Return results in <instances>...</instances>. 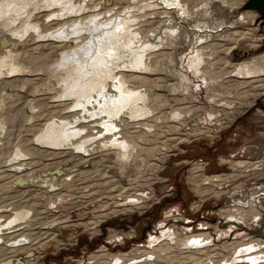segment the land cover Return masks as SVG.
Listing matches in <instances>:
<instances>
[{
	"label": "rangeland",
	"instance_id": "obj_1",
	"mask_svg": "<svg viewBox=\"0 0 264 264\" xmlns=\"http://www.w3.org/2000/svg\"><path fill=\"white\" fill-rule=\"evenodd\" d=\"M19 1L0 0V7H8L6 25L0 13V220L17 207L31 213L0 234L13 243L11 238H23L19 234L40 232L43 246L31 248L36 264H113L112 254L148 257L137 250L150 253L166 244L167 252L146 263L264 264V72L253 79L233 73L238 63L264 55V0H187L185 15L161 0ZM247 12L253 17L243 19ZM130 13L139 17L132 28L141 38L124 49L115 68L147 78L131 76L129 84L147 91L153 111L115 118L117 131L137 145L124 159L110 141L105 145L90 136L98 129L97 91H89L94 97L83 104L74 91L86 99L99 49L89 44L67 56L81 39L65 44L64 36L80 33L76 22L102 17L111 20L110 31ZM222 32L231 34L228 40ZM146 44L150 68L129 71L124 65L132 51ZM198 49L204 60L203 72L196 74L189 58ZM73 57L76 71H64ZM86 59L82 72L89 75L73 87ZM114 81L107 80L110 93L117 91ZM173 110L181 114L176 118ZM57 123L85 127L56 144L47 134ZM103 132L101 137L111 135ZM198 233L210 234L207 247L175 243L178 236ZM8 243L0 242V262L14 255L27 259L26 250H8ZM248 244L257 261L249 250L241 256Z\"/></svg>",
	"mask_w": 264,
	"mask_h": 264
},
{
	"label": "bare ground",
	"instance_id": "obj_2",
	"mask_svg": "<svg viewBox=\"0 0 264 264\" xmlns=\"http://www.w3.org/2000/svg\"><path fill=\"white\" fill-rule=\"evenodd\" d=\"M50 1H59V4L60 5H65V3L67 2L66 0H50ZM163 1V3H165V5L168 3V5L172 4V5H176V7H178L180 10H182V14H187L186 12L189 13V10H188V4H186L187 0H161ZM242 1V0H241ZM17 2V1H16ZM18 2H20L18 0ZM23 2H26L23 1ZM162 3V2H161ZM16 4V3H15ZM22 4V2H21ZM25 4V3H24ZM23 4V5H24ZM56 4V3H55ZM2 5V3H1ZM12 5V4H11ZM10 5V6H11ZM17 5V4H16ZM154 5V4H153ZM160 5V4H158ZM161 6V5H160ZM19 7V6H17ZM15 7V8H17ZM25 7V6H24ZM6 9H8L7 6L5 5H2V7H0V13L2 14V19H1V22L5 23L6 25V21L7 19H5V16H3L6 12ZM14 10V9H13ZM16 10V9H15ZM18 10V9H17ZM20 10V9H19ZM23 10V9H22ZM8 11V10H7ZM208 11V10H207ZM22 12V11H21ZM110 12V11H109ZM185 12V13H184ZM19 13V12H18ZM1 14H0V17H1ZM101 13L98 12V14L94 15L95 17L97 15H100ZM11 15V14H10ZM105 15V14H104ZM245 15H248L249 17H253V14L251 12H247L245 14H243V19L245 17ZM18 16V15H17ZM20 16V15H19ZM138 15H136L135 13H130V14H127L126 16L124 17H121L119 18L117 21H118V24L116 23V25H114L115 27L110 31L108 30V28L110 27L109 24L111 23V20L106 17H102V18H99V19H95L92 21V19H90L88 22H85V21H78L76 23H78L80 26L78 28H74V30L77 32H80L79 34L77 33L76 36H73V37H69V35L72 34V31H66V34H65V41L64 43H70V44H73V42L75 40H79L81 39V43L76 46V43H75V47L70 49L68 51V55H71L73 54L71 51L74 50L76 51L77 53L79 52H84L87 47H89V44H93V47L95 48L96 46L98 47L99 51H98V54L101 56V59L99 60V62H95V64H93V66H95L94 69L95 70V73H92V77L90 79V87L88 89V92L86 93V99H82L79 92L76 91V89L74 90L75 93L78 94V97L79 99H77V103L78 104H83L84 101H89L91 102L92 101V98L94 97V94L96 91H97V96L98 97L95 102H96V108L97 110H93V113L94 115H96L94 119H96V125L93 126L94 128L98 127V129L96 130V132L92 135H90L92 137V139H102L100 140L99 143L101 144H107L109 143V141L111 142V144L114 146V150L115 152L117 153L118 155V158L119 157H129L130 156V153L132 150L135 149V147L137 146L136 143L134 142V140H130L128 139L126 136H124L122 133H120V131H117V127H118V123L116 122L117 120L115 119L116 117L119 118L120 115H122L123 112L125 113H128L129 114V117L132 119L133 118H140V116H146V115H149V113H151L153 111V108L150 106V103L151 101H153L152 99L150 100L149 99V96L148 94H146L147 91H144L143 90H136L134 89L133 87H130V84L129 82L131 81L130 80V77L132 76L133 78H141L143 81H146L147 78L146 77H143V76H139V75H135V73H132V75H129L126 72V67H124L126 70H121L119 72L116 71V68L115 66L118 63V61L123 57V53H126L124 52L125 48H131V47H134L132 46V43L134 44L133 41H136L138 39V30H133V26L135 27L136 25H132L133 22H136V20L139 19V17L137 18ZM93 17V16H91ZM247 17V16H246ZM16 18V17H14ZM13 18V19H14ZM112 18V17H111ZM10 19V18H9ZM113 19V18H112ZM11 20V19H10ZM91 22H93L92 24H90ZM114 22V21H113ZM70 23V22H69ZM138 23V22H137ZM205 23V22H204ZM203 23V24H204ZM71 24V23H70ZM75 23L73 22L72 25H74ZM114 24V23H113ZM135 24V23H133ZM4 25V26H5ZM199 25V23H198ZM197 25V26H198ZM223 25V24H222ZM221 25V26H222ZM19 26V25H18ZM30 26V25H29ZM69 26V25H68ZM106 26V27H105ZM196 26V27H197ZM17 27V26H16ZM20 27V26H19ZM195 27V26H194ZM224 27V26H223ZM111 28V27H110ZM136 28V27H135ZM14 29V28H13ZM17 28H15L16 30ZM28 29V28H27ZM199 29V28H198ZM176 30L175 32H178L177 30L178 29H174ZM14 31V30H13ZM35 32V31H34ZM206 32V31H205ZM235 34H239V31H233ZM27 33V32H26ZM241 33V32H240ZM96 34L99 36L98 39H99V42L98 43H95V36ZM207 34V33H206ZM104 35V36H103ZM231 34H224V32H222V39H227L228 40V37L230 36ZM234 35V34H233ZM137 36V38H136ZM236 36V35H235ZM241 36V35H240ZM204 37H207V35H205ZM203 37V38H204ZM136 38V40H135ZM141 38V37H140ZM89 39V41H87ZM231 39V38H229ZM139 40V39H138ZM137 40V42H139ZM206 41V40H205ZM136 42V43H137ZM99 44V46L97 45ZM69 45V44H68ZM151 45V44H150ZM149 45V46H150ZM223 45V44H222ZM92 46V45H91ZM137 46V45H136ZM141 46V45H140ZM148 45H144V47L140 48V49H137V50H133L132 51V58H129V64H125L124 66H127L128 68H130L129 71L133 70L134 68H137V69H149L150 66H148L146 63H145V60H144V57L146 56L145 55V51L146 49L149 47H147ZM138 47V46H137ZM223 47V46H222ZM224 48V47H223ZM227 48V47H226ZM97 49V50H98ZM201 49V48H200ZM198 49L197 50V53L194 54V55H191L190 58H189V63H190V68L193 70L194 73H201L203 72V70L201 69V63L203 62L204 60V53H203V49L200 50ZM81 50V51H80ZM95 50V51H97ZM132 50V49H131ZM224 50V49H223ZM10 51V50H9ZM7 50V52H9ZM227 52H229V48H227ZM4 53V52H3ZM10 53V52H9ZM65 53V52H64ZM7 54V53H6ZM5 54V55H6ZM94 54V52L90 55L92 56ZM128 54V52H127ZM79 55V54H78ZM95 55V54H94ZM93 55V56H94ZM10 56V55H9ZM12 56V55H11ZM74 56V55H72ZM89 56V58H90ZM96 56V55H95ZM126 56V55H125ZM3 57V55H2ZM8 57V56H7ZM65 57V56H64ZM71 57V56H70ZM77 57V56H76ZM148 57V55H147ZM12 58V57H11ZM79 58V56H78ZM82 58V57H81ZM4 59V58H2ZM68 59V57H67ZM91 59V58H90ZM127 59V58H125ZM7 60V59H6ZM9 60V59H8ZM7 60V62H8ZM78 59H76L75 57H73V61H71L70 63L68 62V64H64L65 68H64V71H67V72H75L74 69H76V66L78 65V62H77ZM88 60L89 59H86L84 60V65L82 67H80L79 69L81 70V73H78V77H80L79 80L78 77L76 78H73V87H76L77 85V82L81 81V84L83 83V78L84 77H88L87 74L83 73V69H86V66L88 65ZM123 60V59H122ZM22 61V60H21ZM68 61V60H67ZM97 61V60H96ZM226 61V59L224 60ZM12 62V61H11ZM122 62V61H121ZM2 64V67L4 68L5 66H3V62L1 63ZM26 64V63H25ZM90 64V63H89ZM203 64V63H202ZM205 64V63H204ZM8 65V64H7ZM6 65V66H7ZM18 65V64H17ZM16 65V66H17ZM20 65V64H19ZM235 65V64H233ZM22 66V65H21ZM119 66V65H117ZM203 66V65H202ZM232 66V65H231ZM91 67V66H90ZM236 67V68H235ZM78 68V67H77ZM118 68V67H117ZM153 68V67H152ZM235 68V71H233V73L235 72L236 75L240 76V77H247L249 76L248 78L249 79H253L255 77V75H261L263 72H264V55L261 56V57H255V58H252L251 60H248V61H243L241 63H238L237 65L234 66ZM78 69V71H79ZM4 70V69H2ZM93 70V69H91ZM1 71V69H0ZM57 71V70H56ZM116 71V72H115ZM143 71V70H142ZM55 72V71H54ZM228 72V71H227ZM226 73V72H225ZM69 74V73H68ZM71 74V73H70ZM72 75V74H71ZM87 75V76H85ZM90 75V76H91ZM65 76V75H64ZM74 76V75H73ZM72 76V77H73ZM60 77V76H59ZM71 77V78H72ZM205 77V76H204ZM62 78V77H60ZM65 78V77H63ZM90 78V77H89ZM87 79V78H86ZM108 79H113L115 80L114 81V87L116 88V92L115 93H110L109 91H107V80ZM257 79H260V78H257ZM68 80H69V77H68ZM76 80V82H75ZM204 80V79H203ZM207 80V79H206ZM259 81H262V80H259ZM65 82V80H64ZM69 81H67L68 83ZM263 82V81H262ZM69 84V83H68ZM72 84V83H71ZM264 84V83H263ZM263 84H260V85H263ZM71 86V85H70ZM88 87V86H87ZM262 88V87H261ZM264 88V87H263ZM87 89V88H86ZM65 91V90H64ZM63 91V92H64ZM89 91H92L93 93L89 92ZM81 92V91H80ZM90 93V94H89ZM259 93V92H258ZM93 94V95H92ZM6 95V94H5ZM85 95V94H84ZM2 101V99H1ZM4 101V100H3ZM76 102V101H75ZM150 102V103H149ZM90 104V103H89ZM92 104V103H91ZM83 106V105H82ZM81 106V107H82ZM94 106V105H92ZM3 107V106H2ZM2 107H0L2 109ZM86 107V106H85ZM84 108V107H83ZM87 108V107H86ZM76 110V109H75ZM126 110V111H125ZM92 111V110H91ZM88 112V110H87ZM127 114V115H128ZM181 114V112L179 110H173L172 112V115L173 116H179ZM162 115V114H161ZM121 117V116H120ZM136 118V119H137ZM143 118V117H142ZM2 119V118H1ZM50 124V123H49ZM54 124V122H53ZM59 123H57V127H60L58 133H54L55 135H53V131L54 129L55 130H58L57 127L55 126H51V127H55L53 129L52 132H48L49 134L48 135V140L51 142V143H61V141L63 140H71L74 136H77L82 130L84 131V127L85 126H78V125H70V123H66L63 125H58ZM144 124H146L144 122ZM149 125V124H148ZM49 126V125H48ZM92 127V128H93ZM93 128V129H94ZM116 128V132H114V129ZM48 129V128H47ZM47 129H46V132H47ZM120 128L118 127V130ZM51 128H49L48 131H50ZM103 130L105 131L106 130V134H107V131L110 133L108 134H111L109 137L107 135H105L104 137H101V135H103ZM44 133H45V130H44ZM82 133V132H81ZM119 133V134H118ZM43 134V133H42ZM80 135V134H79ZM46 137H44L45 139ZM76 138V137H75ZM86 139V138H85ZM110 139V140H108ZM40 140V139H39ZM47 140V139H46ZM45 140V141H46ZM48 140L46 142H48ZM93 141V140H92ZM97 141V140H96ZM64 142V141H63ZM95 142V141H94ZM93 142V143H94ZM110 144V145H111ZM107 146V147H112V146ZM95 146V145H94ZM93 146V147H94ZM104 146V145H103ZM106 147V146H105ZM102 148V147H101ZM89 149V148H88ZM91 150V149H90ZM93 150V149H92ZM125 159V158H124ZM239 163V162H238ZM246 162H241L240 164L243 165L245 164ZM198 167V166H196ZM196 172V171H195ZM195 177V175H193ZM21 177V176H20ZM200 178V177H199ZM197 178V179H199ZM205 178V177H204ZM215 178V176H214ZM222 178V177H221ZM22 179V178H21ZM195 182H197L198 180H194ZM212 181V179H211ZM19 182V181H18ZM21 182V181H20ZM209 182V181H207ZM24 183V182H23ZM198 184V182H197ZM203 191V190H202ZM207 192V191H205ZM88 195V194H87ZM84 202V201H83ZM82 205V204H81ZM139 206V205H138ZM114 210V209H113ZM113 212H116V211H113ZM30 213L31 211L27 208H20V207H17L15 208V210L13 211L12 214H10L9 216L7 215L5 221H1L0 220V231L1 229H6L4 227H7L8 229L14 227L15 225L19 224V223H22V222H26L28 221L29 219V216H30ZM112 213V212H111ZM117 213V212H116ZM118 213H119V210H118ZM3 215L0 216V218L2 217ZM230 216V215H229ZM233 216V215H232ZM231 216V217H232ZM239 219V218H238ZM82 223V222H81ZM89 223V222H88ZM92 223V222H91ZM85 225V224H84ZM89 226V224H88ZM17 229V228H16ZM15 229V230H16ZM13 230V228H12ZM14 230V231H15ZM169 231V229H166ZM9 232V231H8ZM13 232V231H12ZM163 234L167 233V231H162ZM187 233V232H185ZM194 233V232H193ZM4 234V233H3ZM3 234H0V242L1 241H6V247L7 249H12V251H17L18 249L20 248H23V250H26L25 251V257H27V259H24V257H18V255H14L12 257H10V259L8 258L6 261H4V259H2V261L0 262L1 264H36L35 263V260L37 258H34L35 256V252L33 250H31L32 247L36 246L37 248L38 247H41L43 246L42 243H44V241L40 238L41 236V233L40 232H37L36 234H34L33 232L32 233H22V234H17L18 236H22L23 238H17L14 240L11 238L12 241H14L13 243H11L9 240H10V236H5ZM16 234V233H15ZM210 234H207V233H198V234H190V235H187L185 236V238H181L178 236L177 238V241L175 243H177V245H179L180 247H183L184 246H194L193 248H196V245L198 246H201V247H207L208 243L211 242V237L209 236ZM32 236V238H31ZM112 237V236H111ZM164 237V236H163ZM166 237V235H165ZM177 237V236H176ZM33 239V240H32ZM152 239H154L152 237ZM157 239V238H156ZM32 240V242H31ZM175 240V239H174ZM17 241V243L15 242ZM192 241H199V243H191ZM260 242V241H259ZM206 244V245H205ZM32 245V246H31ZM156 245V244H155ZM251 245V244H250ZM153 246V245H152ZM166 247H167V244H166ZM164 245H161L159 247V249L157 250H154L153 252H148L146 250H137L139 251L140 253L142 254H148L149 256L146 257L147 255H140V257L138 258H131L130 257L128 258V256L126 255H123V253H116V254H112V256H110V262H114L113 264H116V262L118 261L119 264H147L146 262H152L154 260V257H157L159 254L163 253V252H167V248H166ZM169 248V246H168ZM200 248V247H199ZM212 248V247H211ZM254 246L252 244V246H249L248 245H244L243 248H241L239 250V252L242 254L241 256L243 255H246V252H250L251 255H252V250H253ZM8 249V250H9ZM255 249V248H254ZM2 251V249L0 248V252ZM19 251V250H18ZM106 252V251H105ZM138 252V253H139ZM9 253V251H8ZM134 253V252H132ZM137 253V254H138ZM4 254V253H3ZM136 254V253H135ZM134 254V255H135ZM166 254V253H165ZM164 254V255H165ZM248 254V253H247ZM258 254V253H257ZM257 254H253L252 256H250L249 258L252 259L253 261H257L259 258L257 256ZM100 255V254H98ZM98 255H93L91 257V259L97 257ZM102 255H105V253H102ZM107 255V254H106ZM142 256V257H141ZM146 257V258H145ZM158 258V257H157ZM150 259H153L152 261ZM10 260V261H8ZM94 260V259H93ZM148 260V261H147ZM150 260V261H149ZM157 260V259H155ZM104 261V260H103ZM251 261V260H250ZM152 264V263H151ZM155 264V263H154Z\"/></svg>",
	"mask_w": 264,
	"mask_h": 264
},
{
	"label": "snow or ice",
	"instance_id": "obj_3",
	"mask_svg": "<svg viewBox=\"0 0 264 264\" xmlns=\"http://www.w3.org/2000/svg\"><path fill=\"white\" fill-rule=\"evenodd\" d=\"M88 55L90 56L91 53H88ZM191 243H199V241H192ZM116 264H119V262L117 261ZM134 264H135V262H134Z\"/></svg>",
	"mask_w": 264,
	"mask_h": 264
}]
</instances>
